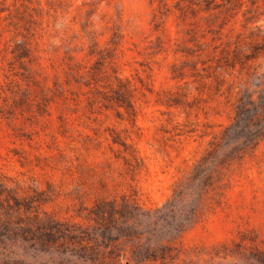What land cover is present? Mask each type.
Listing matches in <instances>:
<instances>
[{
  "label": "rangeland",
  "instance_id": "obj_1",
  "mask_svg": "<svg viewBox=\"0 0 264 264\" xmlns=\"http://www.w3.org/2000/svg\"><path fill=\"white\" fill-rule=\"evenodd\" d=\"M263 38L264 0H0V174L91 246L97 201L164 207L232 123L240 66L218 61ZM223 174L174 241L143 234L146 257L119 232L93 247L102 263L38 261L264 264V140Z\"/></svg>",
  "mask_w": 264,
  "mask_h": 264
},
{
  "label": "trees",
  "instance_id": "obj_2",
  "mask_svg": "<svg viewBox=\"0 0 264 264\" xmlns=\"http://www.w3.org/2000/svg\"><path fill=\"white\" fill-rule=\"evenodd\" d=\"M249 50L244 53L236 47L230 58L222 57L223 61H218L216 66L220 71L223 66L232 70L237 64L240 66L238 86L230 88L238 89L232 104V123L210 142V149L195 162L191 171L175 183L161 209L144 211L123 201L119 210L115 202L97 201L90 210L89 220L94 225L92 230L99 233L88 235L91 246H80L79 250L75 247L80 241L76 226L55 219L43 209L47 202L43 192L24 190L0 174V264H41L38 255L48 251L89 257L92 262L102 263L96 259L100 254L93 247L101 241H116L119 232L123 234L120 238L132 242L134 252L138 251L136 254L132 251L135 258L146 257L139 253L143 249V234L151 237L163 234L168 242L174 241L198 218L205 198L211 193L219 194L223 170L264 140V38ZM215 76L225 83V78H220L222 73ZM155 213H162L163 217ZM168 215L171 223L166 219ZM86 249L88 253L83 251Z\"/></svg>",
  "mask_w": 264,
  "mask_h": 264
}]
</instances>
